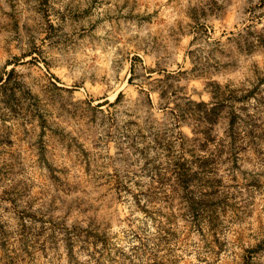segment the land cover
Masks as SVG:
<instances>
[{
  "label": "rangeland",
  "instance_id": "1",
  "mask_svg": "<svg viewBox=\"0 0 264 264\" xmlns=\"http://www.w3.org/2000/svg\"><path fill=\"white\" fill-rule=\"evenodd\" d=\"M0 264H264V0H0Z\"/></svg>",
  "mask_w": 264,
  "mask_h": 264
}]
</instances>
